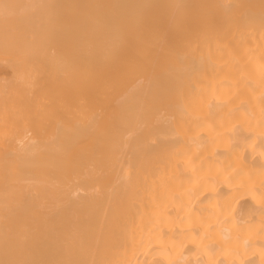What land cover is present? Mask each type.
<instances>
[{
	"label": "bare ground",
	"instance_id": "6f19581e",
	"mask_svg": "<svg viewBox=\"0 0 264 264\" xmlns=\"http://www.w3.org/2000/svg\"><path fill=\"white\" fill-rule=\"evenodd\" d=\"M0 264H264V0H0Z\"/></svg>",
	"mask_w": 264,
	"mask_h": 264
}]
</instances>
